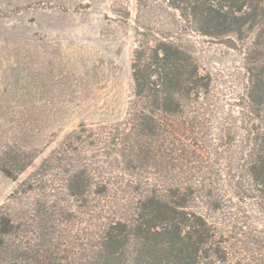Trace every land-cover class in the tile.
Masks as SVG:
<instances>
[{
	"label": "trees",
	"instance_id": "16d2710c",
	"mask_svg": "<svg viewBox=\"0 0 264 264\" xmlns=\"http://www.w3.org/2000/svg\"><path fill=\"white\" fill-rule=\"evenodd\" d=\"M161 1L194 33L249 41L244 107L222 118L192 52L140 34L126 118L80 125L35 173L49 179L43 188L60 183L75 207L50 201L17 218L1 206L0 264H231L201 209L222 211L230 182L264 210V0ZM16 151L0 154L12 181L35 158ZM32 181L24 191L37 188ZM254 241L264 264V236Z\"/></svg>",
	"mask_w": 264,
	"mask_h": 264
},
{
	"label": "rangeland",
	"instance_id": "374dc122",
	"mask_svg": "<svg viewBox=\"0 0 264 264\" xmlns=\"http://www.w3.org/2000/svg\"><path fill=\"white\" fill-rule=\"evenodd\" d=\"M140 34L192 52L212 77L222 118L242 110L249 41L194 33L161 0H0V154L10 147L35 156L16 181L0 169V207L17 218L50 201L75 207L60 183L43 188L49 179L35 173L80 125L126 118ZM32 179L37 188L24 191ZM221 186L222 211H201L219 226L231 264H257L263 254L254 238L264 236V210L240 199L230 182Z\"/></svg>",
	"mask_w": 264,
	"mask_h": 264
}]
</instances>
